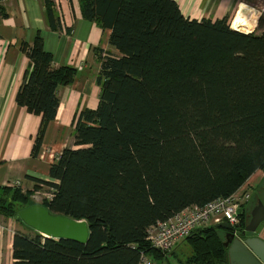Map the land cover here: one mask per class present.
<instances>
[{
  "label": "trees",
  "instance_id": "1",
  "mask_svg": "<svg viewBox=\"0 0 264 264\" xmlns=\"http://www.w3.org/2000/svg\"><path fill=\"white\" fill-rule=\"evenodd\" d=\"M78 2L84 20L111 31L118 55L97 52L98 104L72 122L73 144L48 170L54 182L34 180L52 191L41 206L84 220L89 236L82 245L15 233L13 264H139L141 253L161 260L145 239L149 227L264 173V32L233 30L226 17L190 20L173 0ZM43 3L56 30L54 2ZM21 50L29 64L15 102L41 118L36 157L56 116V90L73 84L76 70L53 69L38 34ZM33 191L1 188L0 216L16 219L35 205ZM222 238L214 226L194 230L183 240L187 264H227Z\"/></svg>",
  "mask_w": 264,
  "mask_h": 264
},
{
  "label": "crops",
  "instance_id": "2",
  "mask_svg": "<svg viewBox=\"0 0 264 264\" xmlns=\"http://www.w3.org/2000/svg\"><path fill=\"white\" fill-rule=\"evenodd\" d=\"M173 1L183 16L190 20L215 21L227 18L236 11L245 25L242 31H238L256 35L264 32V25L260 21L264 12V0ZM54 11L58 24L56 30H51L46 20L43 0L0 2V189L18 188L25 193L38 187V190L33 191L34 196L47 188L37 184L34 179L54 182L49 178L48 170L62 150L72 146V122L77 119L79 112L94 110L98 104L100 89L96 84V77L100 62L97 60V52L118 55L116 49L109 44L111 31L102 29L95 22L84 20L78 0H59L58 6L54 4ZM248 12L255 18L252 25L245 20L250 19ZM36 34L40 36L44 50L51 54L52 68L71 67L76 70V76L70 86L57 88L59 105L55 119L46 131L38 155L33 157L32 147L41 118L17 106L15 96L29 64L21 50L22 43L30 49ZM263 180L264 173L257 171L248 179L250 189L257 187ZM16 183L18 186L12 187ZM15 233L25 234L17 221L2 217L0 264H13L12 240ZM255 236L264 242V225ZM185 243L189 246L188 242L181 241L161 260L167 256H175L176 249ZM226 257L229 264L227 252Z\"/></svg>",
  "mask_w": 264,
  "mask_h": 264
},
{
  "label": "water",
  "instance_id": "3",
  "mask_svg": "<svg viewBox=\"0 0 264 264\" xmlns=\"http://www.w3.org/2000/svg\"><path fill=\"white\" fill-rule=\"evenodd\" d=\"M255 195L257 204L251 210L246 226L239 233L226 222L214 225V228L223 230L221 244L227 252L229 264H264V242L255 236L259 225L264 222V186ZM16 220L45 238L66 239L85 245L89 236L84 220L76 221L52 214L39 204L18 211Z\"/></svg>",
  "mask_w": 264,
  "mask_h": 264
},
{
  "label": "built area",
  "instance_id": "4",
  "mask_svg": "<svg viewBox=\"0 0 264 264\" xmlns=\"http://www.w3.org/2000/svg\"><path fill=\"white\" fill-rule=\"evenodd\" d=\"M53 2L58 6L59 0H53ZM249 185V181H247L237 192L227 198H217L203 206L188 207L167 220L157 222L149 227L145 239L150 244V248L162 255H167L194 230L211 227L222 222H226L236 231L243 206L249 198L247 192L250 191ZM16 186H18V183L12 185V187ZM242 198L245 201L244 199L242 201ZM1 218L0 216V224ZM139 264L153 263L150 257L141 253Z\"/></svg>",
  "mask_w": 264,
  "mask_h": 264
},
{
  "label": "rangeland",
  "instance_id": "5",
  "mask_svg": "<svg viewBox=\"0 0 264 264\" xmlns=\"http://www.w3.org/2000/svg\"><path fill=\"white\" fill-rule=\"evenodd\" d=\"M247 14L249 15L250 19H245V20L247 21V23L249 25H252V23L255 21V18H254V16H251L249 14V12ZM235 15H236V11H233L232 13L229 14V17H227L231 28L233 27V20L235 18ZM260 21L264 25V12L260 18ZM239 30H241V29H239ZM263 182H264V180L262 182H260L259 185H257V187H255L254 189H252V190L250 189V192L247 191L249 193V198L245 202L246 207L249 205V203H251V201H252L251 198L253 197V195H255L256 190L263 185ZM51 193H52L51 190H49L47 188H43L42 192L38 193L36 196H34V193L32 194V196L30 198V202L36 203V204L43 203L45 200L50 198V196H52ZM243 199L244 198H242V201H243ZM244 201H245V199H244ZM16 208H18V206H16ZM11 220H13L14 222L17 221L16 219H11ZM17 222H18V226L20 227V229H22L24 231L25 234L34 235L32 229L25 226L22 222H19V221H17ZM263 225H264V222H262L259 225L257 231H259L260 227H262ZM191 254H192V251H191L190 247L185 243L180 248L178 247L176 249L175 256H173V255L167 256L163 260H160L159 255H156L157 259H158V257H159V259L157 260L156 258L153 257L152 262H153V264H186V260H187V258H189L191 256ZM161 257H162V255H161Z\"/></svg>",
  "mask_w": 264,
  "mask_h": 264
},
{
  "label": "flooded vegetation",
  "instance_id": "6",
  "mask_svg": "<svg viewBox=\"0 0 264 264\" xmlns=\"http://www.w3.org/2000/svg\"><path fill=\"white\" fill-rule=\"evenodd\" d=\"M264 186V182H263V185L261 186V187H263ZM261 187H259V188H261ZM258 188V189H259ZM257 189V190H258ZM251 203L249 204V208H248V211H247V213L244 215L245 217H246V219H248V221H249V218H250V212H251V210L253 209V207H255L256 206V204H257V197H256V195H255V197L253 198H251ZM241 230H243V227L241 228L239 225L237 226V228H236V233H239Z\"/></svg>",
  "mask_w": 264,
  "mask_h": 264
},
{
  "label": "bare ground",
  "instance_id": "7",
  "mask_svg": "<svg viewBox=\"0 0 264 264\" xmlns=\"http://www.w3.org/2000/svg\"><path fill=\"white\" fill-rule=\"evenodd\" d=\"M245 28V25L241 19V16L239 14L235 15V18L233 20V27L232 29L238 31L239 29ZM242 31V30H241Z\"/></svg>",
  "mask_w": 264,
  "mask_h": 264
}]
</instances>
